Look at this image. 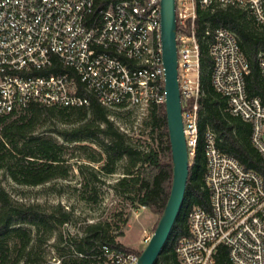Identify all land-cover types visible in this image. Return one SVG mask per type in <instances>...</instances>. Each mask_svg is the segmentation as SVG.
I'll list each match as a JSON object with an SVG mask.
<instances>
[{"label": "built area", "instance_id": "obj_1", "mask_svg": "<svg viewBox=\"0 0 264 264\" xmlns=\"http://www.w3.org/2000/svg\"><path fill=\"white\" fill-rule=\"evenodd\" d=\"M218 7L244 9L264 26V0H176L182 107L183 99L194 98L183 108L190 155L199 141L196 21L200 9ZM212 34L213 86L228 98L233 116L252 124L253 144L264 158V104L247 94V58L233 32ZM260 68L264 77L262 56ZM91 98L123 111L165 104L161 0H0V115L18 117L32 105L88 107ZM205 156L211 207L191 210V236L177 248L182 264H215L219 245L229 248L234 264H264V180L222 153L211 132ZM105 255L109 264L139 258L108 248Z\"/></svg>", "mask_w": 264, "mask_h": 264}, {"label": "trees", "instance_id": "obj_2", "mask_svg": "<svg viewBox=\"0 0 264 264\" xmlns=\"http://www.w3.org/2000/svg\"><path fill=\"white\" fill-rule=\"evenodd\" d=\"M217 28L228 29L236 35L250 67L245 76L247 94L250 98L259 97L264 104V77L260 68V58L264 57V26L244 9H200L196 21L200 45L199 141L195 154L190 155V176L179 217L155 264H182L177 248L183 238L191 236V210L195 207L210 210L211 190L206 180L205 156V139L209 132L215 136L217 148L222 153L237 159L246 170L257 173L264 180V158L253 144L252 124L233 116L229 112L228 98L213 86L214 60L210 46L212 32ZM209 31L211 33L207 34ZM193 102L194 98L183 99L184 110ZM148 110L146 125L153 146L146 147L141 140L135 141L122 133L110 120L113 110L94 98L88 107L69 109L32 105L18 117L0 115V169L19 185L40 186L57 179H68L73 167L65 158V144L57 137L35 132V125L43 114L59 115L70 125L54 130L65 143L91 142L100 149L93 151L87 159L97 164L103 162L101 169L80 164L77 167L83 176L98 182L101 174H115L119 163L126 161V176L118 181L116 189H125L123 195L136 209L143 207L162 215L172 185L167 114L165 104H152ZM78 148L89 150L85 145ZM86 187L92 191L90 199L97 203L96 187H91L90 183ZM73 216L74 212L61 204L40 208L17 203L0 183V264H45L47 258L43 247L48 246L50 237L60 226L71 222ZM128 220L121 223L126 224ZM124 235L123 231L113 230L112 222L98 221L87 224L81 236L59 232L58 243L53 247L60 256L59 264H109L105 248L114 253L140 255L139 251L118 240ZM215 264H234L227 246H218Z\"/></svg>", "mask_w": 264, "mask_h": 264}, {"label": "rangeland", "instance_id": "obj_3", "mask_svg": "<svg viewBox=\"0 0 264 264\" xmlns=\"http://www.w3.org/2000/svg\"><path fill=\"white\" fill-rule=\"evenodd\" d=\"M113 110L110 113V120L124 134L133 138L135 141L141 140V144L152 145L150 131L146 125L148 121L149 110L143 108H134L131 110ZM129 112V113H128ZM59 115L43 114L35 125V132L39 135H50L57 137L61 143H64L65 158L72 168L68 179H57L40 186L19 185L14 182L9 174L0 169V183L9 193L12 200L24 205H35L40 208H50L61 204L66 210L74 212L72 221L60 226L55 235L49 239L48 246H44L47 262L45 264H59L60 256L53 246L58 243L59 232L66 231L72 236L82 235L87 224L98 221H109L113 224V230L123 231L124 236L118 238L120 242H127L130 246H141V251L145 248L147 242L143 237L151 236L161 215L154 214L143 207L135 208L131 202L123 195L124 190L116 189V184L125 175L126 161L119 163L117 172L113 175L101 174L100 180L93 182L88 176H83L78 170L80 164L86 165L91 169H101L102 163H94L87 159L94 154L93 151H100L99 147L91 142L83 143H65L61 137L56 135L54 130L61 127H68ZM56 128V129H55ZM80 145L88 146L89 150H79ZM153 146V145H152ZM96 187V196L98 202L90 199L91 190H88L86 184ZM90 187V188H91ZM127 223H121L125 219ZM120 227V229H116ZM141 239V240H140Z\"/></svg>", "mask_w": 264, "mask_h": 264}, {"label": "water", "instance_id": "obj_4", "mask_svg": "<svg viewBox=\"0 0 264 264\" xmlns=\"http://www.w3.org/2000/svg\"><path fill=\"white\" fill-rule=\"evenodd\" d=\"M161 40L165 72V107L172 157V185L164 211L136 264L157 262L179 217L190 176V152L184 129L179 83L176 0H161Z\"/></svg>", "mask_w": 264, "mask_h": 264}, {"label": "crops", "instance_id": "obj_5", "mask_svg": "<svg viewBox=\"0 0 264 264\" xmlns=\"http://www.w3.org/2000/svg\"><path fill=\"white\" fill-rule=\"evenodd\" d=\"M143 209H145V208H143ZM145 229L143 230V237L140 239L142 242H144V239L146 238V236H145ZM149 236V235H148ZM123 245H125V246H127V247H129V248H131V249H133V250H135V251H141V246H139V245H137V246H135V247H133V246H130L127 242H121Z\"/></svg>", "mask_w": 264, "mask_h": 264}]
</instances>
